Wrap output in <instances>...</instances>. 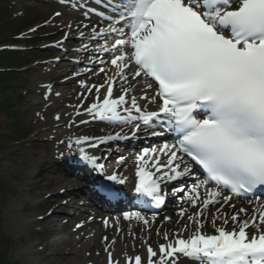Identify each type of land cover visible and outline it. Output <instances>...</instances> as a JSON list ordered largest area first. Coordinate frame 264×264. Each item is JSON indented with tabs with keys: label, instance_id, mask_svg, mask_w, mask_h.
Instances as JSON below:
<instances>
[{
	"label": "snow or ice",
	"instance_id": "1",
	"mask_svg": "<svg viewBox=\"0 0 264 264\" xmlns=\"http://www.w3.org/2000/svg\"><path fill=\"white\" fill-rule=\"evenodd\" d=\"M103 3L107 6L97 14L104 26L82 25L88 28L89 43L81 49L87 53L90 45L94 46L95 56L89 63L101 65L93 75L104 74V79L97 84L79 80L84 92L75 114L132 124L133 136L140 130V122L146 126L156 121L167 123L176 134L174 142L146 147L136 156L134 190L159 205L164 203L162 185L177 181L180 186L173 194L180 193L181 201L188 205L177 213L182 220L186 217V222L175 232L163 231V242L155 248L148 241L156 216L124 212V220L142 222L149 236L141 241L143 254L124 253L122 259L113 252L116 239L109 242L103 237L107 264H179L181 255L202 264H264V201L257 198L250 218L248 209L236 210L232 204L234 197H247L264 188V0ZM61 15L54 13L55 17ZM67 27L70 31L57 45L69 38L71 24ZM85 35L78 32L81 40ZM21 38L28 36L21 33ZM73 75L79 78L83 73ZM118 84L120 94L114 95ZM46 89L47 96L52 86ZM135 92L142 94L138 98ZM89 97L93 100L84 107L83 101ZM145 105H156V110H147ZM55 119L59 121L61 116L57 114ZM123 138L120 132L80 136L69 139L68 144L95 149ZM79 157L98 169L104 167L99 157L89 155L84 147L79 148ZM187 178H194L190 186ZM106 179L120 185L128 181L119 172ZM99 190L109 198L120 195L109 185H99ZM216 205H220L218 214L225 206L233 213L205 217L209 206ZM189 209L195 211L189 214ZM103 223L109 226L107 219ZM208 224L212 233L206 230ZM156 235H161L160 229Z\"/></svg>",
	"mask_w": 264,
	"mask_h": 264
},
{
	"label": "bare ground",
	"instance_id": "2",
	"mask_svg": "<svg viewBox=\"0 0 264 264\" xmlns=\"http://www.w3.org/2000/svg\"><path fill=\"white\" fill-rule=\"evenodd\" d=\"M77 20L81 19L78 18ZM89 20H91L89 28L94 25L104 26L102 20L92 17H89ZM78 25L81 27H78ZM82 25L81 22L72 23L70 34L84 31L85 36H87L88 28H84ZM69 31L67 27V32ZM65 44L68 47L74 46L75 38L67 39ZM92 47L94 46L90 45L89 50L92 51ZM58 54V52H55V55ZM105 67H108V65ZM56 68L59 70L48 78V81L54 84L60 82L61 77L65 75L63 66H57ZM80 71L79 69L78 72ZM88 74L90 78L95 81L98 79L99 81L100 77L98 75H93L92 72H88ZM67 88L68 86L62 87V90ZM51 92L59 93L61 96V93L56 88L52 89ZM82 92H84V89L80 87L74 94L71 99L73 105H75L77 100H81L80 94ZM119 94L118 84L114 89V95ZM74 100L75 102H73ZM92 100L93 98L89 97L83 103L92 102ZM59 102L53 101L50 107L51 112H54L52 121H47L40 125H47L48 128L56 127L57 129L54 132L60 134L70 123L68 117L64 115L67 112V115L71 116V110L64 107L62 111H58ZM145 107L147 110H156V105H145ZM57 114L61 116L59 121L55 119ZM72 121H76L75 117L71 119ZM98 127L99 129L93 133L94 136L100 137L112 134L113 129L111 127L100 126V124ZM82 131V126H76L73 128V135L80 137L82 136ZM135 136H139L138 132H136ZM68 139L71 138L65 137L63 139L64 142L59 144V148L49 158L33 157L28 163L23 164L19 158L15 157L14 160L21 164L20 167L4 169L6 171L5 180L11 187L12 192H15L12 199L5 204L2 216L4 230L19 241L22 234L25 233L27 236V246L22 249L16 248L15 253L22 259L23 264H102L103 251L105 249L103 237L107 236L109 242L113 238L116 239L113 252L117 258L122 259L124 253L129 255L133 253L143 254L141 241L148 238L149 229L142 222L124 220L123 214L118 212L120 208L129 203V200L140 196L132 195L134 185L130 184L132 178H134L132 169L134 168L135 170L136 156L138 154L130 153L123 163L116 164L114 160H109L105 153H97L98 162L104 166L103 169H98L94 165L80 160V157L73 152L79 150L80 147H84L89 155H92V153H95L93 148H89L87 144L78 147L73 144L69 147ZM163 139L171 138L165 136ZM171 142L172 140L168 141V143ZM151 144L155 145V142L153 141ZM105 147L110 148V144L105 143ZM156 147H159V145ZM60 165L65 166L64 171L61 170ZM106 171H108L107 174L105 173ZM113 172H119L127 176L128 181L123 185L108 181L111 187L120 193L116 197L117 199L114 198L113 201H108L104 197L97 195L92 190V186L95 185L94 182L98 181V177L101 175L108 176ZM86 181L89 182V186ZM32 187L35 188V191H32ZM81 187H85L82 190L84 191L82 194L78 192L82 189ZM25 192H29V195L33 197L31 208H27L25 204ZM170 192L172 193V190L169 191V194ZM85 196L93 202L88 201ZM251 201H253L251 205L249 204V199L239 201L238 204V207L249 210V218L256 200L251 199ZM168 204L167 207L170 210L168 217H171V219L165 221L164 218H156V221L151 225V238L148 242L154 248L158 243L163 242V231L175 232L177 227L186 222V217L182 220L177 213L180 207L187 208L188 205L183 203L180 198L177 200L172 199ZM235 206L236 210H238L237 205ZM217 208H220V205L209 206V209L205 212V217L210 219L213 215H223L224 213L231 215L233 213L232 208L225 206L218 214ZM125 211L128 210L126 209L122 212ZM192 211H195V209H189V214ZM41 217L43 219H40ZM117 218H119L118 225L116 224ZM105 219L109 221L108 227H105L103 223ZM220 222V220H217L218 224ZM77 224H83V226L77 228ZM32 226H36L37 236H31ZM117 228H119V231H117ZM157 229L161 230L159 237L156 235ZM206 230L209 233L213 232L211 224L207 225ZM32 237L36 238L33 240ZM133 244H135V247H133ZM32 248L34 249L32 250ZM179 264L183 263L179 262Z\"/></svg>",
	"mask_w": 264,
	"mask_h": 264
},
{
	"label": "rangeland",
	"instance_id": "3",
	"mask_svg": "<svg viewBox=\"0 0 264 264\" xmlns=\"http://www.w3.org/2000/svg\"><path fill=\"white\" fill-rule=\"evenodd\" d=\"M73 4L79 6L72 7ZM4 6H10L8 8V15H19L21 18L26 17L32 21L31 24L27 26L28 31L39 25L40 29L38 32H45V34L53 36L48 40L40 42L39 46H37L40 53L33 52L31 49L30 54L26 58L29 63L22 68L21 77H19V75L15 76V78L7 82L6 85L0 84V253L3 260L2 264H23L22 259L15 253V250L16 248L22 249L24 246H27L26 234H22L19 241L8 234L3 227L2 216L5 204L15 195V192H12L11 187L5 180L6 171L4 169L20 167L21 164H18L14 160L15 157L19 158L23 164L28 163L33 157H51L54 151L59 148V144L65 137H69L73 141L77 138L73 135V128L76 126L83 127L82 136L97 137L94 136L93 133L99 129L98 126L100 124V126L111 127L113 129L112 134L120 132L124 137L125 134H129L130 131L133 130V125L102 121L99 118H93L91 115H88V113H82L77 116L74 111L75 107L81 104V100H77L76 102L74 100L73 102H75V105H73L71 101L74 94L81 87L79 80H85L89 84H97L103 81L101 79L104 78V74L98 75L100 77L99 81L98 79L95 81L93 78L89 77L88 72L98 73L101 65L90 64L89 62L94 58L95 53L91 50L85 53L81 49L82 44L89 43L87 36H85V39L81 40L78 33L70 34L68 39L75 38V45L71 47L65 44L66 40L60 45H57V41L62 40L64 34L67 33V25L69 24L81 22L83 25H91L89 17L97 18L88 11L92 6L95 7L93 0H3L0 2L1 11H3ZM57 11L61 12L62 15L55 17L54 13ZM84 12H88L89 15L85 17ZM1 14L3 13H0V15ZM78 18L81 20H77ZM46 21L48 23H45ZM18 43L16 44L18 45ZM7 44H10V42L7 40L1 41L0 47H5ZM15 47L21 49L23 46L19 45ZM78 49L80 51H77ZM55 52L59 54L55 55ZM57 57L60 59L57 60ZM102 59L107 61L108 58L107 56H103ZM57 66H63L65 75L61 77L60 82L54 84L48 81V78L52 76L55 71L59 70L56 68ZM89 68L90 71L88 70ZM79 69L81 70L80 72H78ZM75 71L77 73H83V75L76 78L73 75L76 73ZM47 85H51L52 89L56 88L57 91L61 93V96L52 92L46 96ZM65 86H68V88L62 90V87ZM137 87L140 86L137 85ZM133 94L139 98L142 93L135 92ZM53 101H60L58 103V111H62L64 107L71 110V116L67 115V112L64 115L68 117L70 123L73 117L76 119L74 126H68L62 130L60 134L54 132L57 129L56 127L48 128L47 125H40L44 122L52 121V114L54 112H51L52 110H50V107ZM140 102L143 103V101ZM90 103L91 102H85L83 106L86 107ZM82 120L87 121V123H80ZM144 129H148V127L140 128V130ZM16 131L20 134L19 136H27V138L20 141L13 140L12 136ZM152 131H155V129L150 130L149 133H152ZM119 140L107 142L110 144V148H106L105 144L100 145L93 149L95 153H92V155L95 154L96 156L97 153L102 152L105 153L109 160H114L116 164H120L124 162H121V157L125 160L130 153L139 154L142 151L141 143L139 142H136V145H132L131 147H136V149H138V151H136L127 147L130 143L125 139H123V141H126L124 146L115 144ZM84 145L86 144L82 146ZM135 151L137 153H135ZM73 152L79 156V150ZM60 167L61 170L64 171L65 166L60 165ZM105 173L107 174L108 171ZM133 173L134 168L132 169V174ZM84 189L85 187L78 192L82 194V192H84L82 190ZM32 191H35L34 187H32ZM29 194V192H25V204L27 208H31L33 201V197ZM85 198L89 201L87 196H85ZM234 202H236L235 205L238 207L239 202ZM239 209L240 207H238V210ZM169 214L170 210L167 207L163 212L157 215L156 218L168 217ZM143 216H146V214ZM148 216L150 215L146 217ZM33 235H38L36 226L31 227V236ZM32 238L34 240L36 237ZM33 249L34 248H32V250ZM142 250L144 251L143 247ZM103 253L102 264H107L105 249ZM179 262L183 264H197L195 263L197 262L195 258L184 256L179 258Z\"/></svg>",
	"mask_w": 264,
	"mask_h": 264
},
{
	"label": "trees",
	"instance_id": "4",
	"mask_svg": "<svg viewBox=\"0 0 264 264\" xmlns=\"http://www.w3.org/2000/svg\"><path fill=\"white\" fill-rule=\"evenodd\" d=\"M3 0H0L2 2ZM10 7V6H9ZM3 7V11L0 10V42L9 41L5 47H0V84L6 85L15 76L21 77L22 68L29 62L26 60L32 49L33 52L40 53L37 46L43 40H48L53 36L37 31L30 33L27 26L31 24V20L28 18H21L19 15H8V8ZM21 33L27 34L28 38H21ZM19 42V43H18ZM18 43V45L16 44ZM22 45L21 49L14 46ZM12 46V47H11ZM18 131L14 132L12 139L15 141L25 140L27 136H19ZM3 263L0 253V264Z\"/></svg>",
	"mask_w": 264,
	"mask_h": 264
}]
</instances>
